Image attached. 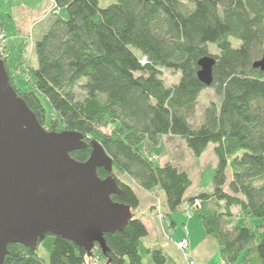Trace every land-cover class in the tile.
<instances>
[{"label": "trees", "instance_id": "16d2710c", "mask_svg": "<svg viewBox=\"0 0 264 264\" xmlns=\"http://www.w3.org/2000/svg\"><path fill=\"white\" fill-rule=\"evenodd\" d=\"M52 1L54 13L34 47L37 66L24 88L3 61L10 84L43 127L47 100L57 117L51 131L81 132L113 159V173L99 168L98 175L116 178L121 193L112 199L129 205L133 217L124 230L104 235L109 250L98 251L105 264L172 263L161 246L143 244L148 230L136 214V192L121 180L126 175L145 191L165 192L170 228L173 215L200 200L197 213L224 264H264V228L259 236L235 225L233 212L264 221V74L254 68L264 56V0H115L106 8L100 0ZM211 45L219 55L210 53ZM210 56L215 66L208 87L198 63ZM165 71L179 74L178 83L166 86ZM207 88L219 102L205 107L202 124L194 126L190 119ZM169 136L181 138L196 159L214 146L213 192L187 198L193 185L187 171L147 157ZM91 153L87 146L72 157L86 162ZM8 253L4 264H86L88 257L74 241L52 234L37 251L18 243Z\"/></svg>", "mask_w": 264, "mask_h": 264}, {"label": "water", "instance_id": "95a60500", "mask_svg": "<svg viewBox=\"0 0 264 264\" xmlns=\"http://www.w3.org/2000/svg\"><path fill=\"white\" fill-rule=\"evenodd\" d=\"M215 59L199 60L198 77L213 82ZM254 68L264 74V56ZM90 146L88 161L72 157ZM114 161L97 140L83 133L48 131L10 84L0 54V264L11 244L37 251L48 235L74 241L92 257L98 246L109 248L104 235L124 230L133 217L131 207L114 202L121 193L112 175L102 180L99 168L113 173Z\"/></svg>", "mask_w": 264, "mask_h": 264}, {"label": "rangeland", "instance_id": "374dc122", "mask_svg": "<svg viewBox=\"0 0 264 264\" xmlns=\"http://www.w3.org/2000/svg\"><path fill=\"white\" fill-rule=\"evenodd\" d=\"M114 2L115 0H100L101 7L103 8L108 7V5ZM53 13V1L51 2L50 0H0V19L4 23L3 28L0 21V54L2 59L9 63L10 74L21 89L25 87L24 83L29 82L31 78L30 72L37 66L34 51L35 43L45 31L50 16ZM16 20H18L17 23ZM233 42L234 45L239 44V42ZM136 53L143 61L144 57H142L138 51H136ZM210 53L214 55L220 54L217 45L210 46ZM163 79L166 86H172L178 83L179 74L175 76L170 71H165ZM198 100L199 103L196 108V114L190 119V122H192L194 126L202 124L205 107L209 106L212 102H219L212 88L204 90ZM44 106H46L49 111V122L44 128L51 131L52 128L49 124L51 120L57 119V117L51 111V106L47 100L44 101ZM213 149L214 146L210 145L203 153V156L200 159H196L181 138H169L167 140H162L158 148L146 151V153L148 154L147 157L156 161L158 165L173 161L178 167L187 171L193 181V185L187 196V198H190L199 193H211L214 191L213 179L217 168V156L214 154ZM227 176L228 181L226 190L229 191L228 184L233 177L231 165L228 167ZM233 209L235 225L239 227L248 226L256 231L259 236L262 235V230L259 228H264L263 220L256 219L251 214L239 208ZM188 211H191V214L195 216L194 221H200L197 210L190 209ZM184 215L186 216L183 207L178 214V219L183 220ZM199 237V235L193 237V239L195 238V243L198 239L200 240ZM98 249L100 248L97 246L94 250V255L92 257H87L86 264H105L101 259V254ZM40 251L46 256V252L43 249ZM216 259L219 264L218 257Z\"/></svg>", "mask_w": 264, "mask_h": 264}, {"label": "crops", "instance_id": "0c3cea01", "mask_svg": "<svg viewBox=\"0 0 264 264\" xmlns=\"http://www.w3.org/2000/svg\"><path fill=\"white\" fill-rule=\"evenodd\" d=\"M52 2V0H50ZM3 28L4 23L0 19ZM18 20H16V23ZM175 139L173 137H163L164 139ZM121 180L125 183H129L133 190L136 192L139 198V208L136 211L138 217H140L144 224H146L148 230V236L143 239V244L146 247L161 246L172 258L171 264H187L186 257L183 255L179 248L178 243L188 238L189 245L191 246L188 251V255L195 261L196 264H223L221 254H219V243L208 235L205 231L203 222L194 221L195 216L189 219L187 216H183V220L178 219V214L173 215V220L176 225L170 228L169 220L160 221L159 212H164L168 215V201L166 199L165 192L163 190H157L156 192L145 191L139 184L132 180L129 176H122ZM189 195V191L186 197ZM160 205V206H159ZM159 206V207H158ZM197 231V232H196ZM199 235L200 240L196 241L195 237Z\"/></svg>", "mask_w": 264, "mask_h": 264}, {"label": "built area", "instance_id": "2783aa9c", "mask_svg": "<svg viewBox=\"0 0 264 264\" xmlns=\"http://www.w3.org/2000/svg\"><path fill=\"white\" fill-rule=\"evenodd\" d=\"M160 206V205H159ZM158 206V207H159ZM184 207V211L186 213V216L190 219L193 218V214H191V211L188 210H198L201 207V202L200 200H196L194 205H189V204H185ZM159 217H160V221H166L167 220V216L165 215L164 212H159ZM180 250L182 251L183 255L186 257V261L187 264H196L195 261L188 255V251L190 249V245H189V241L187 238H185L184 240H182L181 242L178 243ZM98 259V258H97ZM224 264V263H223Z\"/></svg>", "mask_w": 264, "mask_h": 264}]
</instances>
